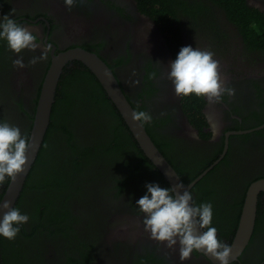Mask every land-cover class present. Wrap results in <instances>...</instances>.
Returning a JSON list of instances; mask_svg holds the SVG:
<instances>
[{"label":"flooded vegetation","instance_id":"1","mask_svg":"<svg viewBox=\"0 0 264 264\" xmlns=\"http://www.w3.org/2000/svg\"><path fill=\"white\" fill-rule=\"evenodd\" d=\"M141 1L75 0L68 8L63 0H0V17L8 15L17 23L31 27L40 44L48 47L47 59L35 65L29 64V61L33 56H39L40 50L23 51L21 55L25 67L18 69L12 63L17 57L8 50L5 42L0 41V88L6 87V96L13 109V114H8V104L0 100V121L18 126L29 140L37 100L43 78L51 66L52 54L74 49L95 54L112 71L134 110L151 114L152 123L145 124L144 129L183 183H193L190 191L195 203L210 202L213 205L212 226L217 229L218 239L230 246L237 233L250 187L264 180V0H242L246 10L257 12L262 19L249 23L259 31L257 38L251 37L252 43L244 36L240 26L246 17L243 16V20L237 18L236 11L224 8V1H161L167 13L164 23L149 15V5L157 3V0H145L146 8ZM241 13L246 15L243 10ZM262 37L259 44L257 39ZM184 46L211 51L213 58L219 62V74L225 87L234 89V95L224 94L220 102L212 104L201 97L198 107L193 101L200 97H177L168 80V64ZM74 64L81 65L87 75L96 80L78 61L68 63L64 69L72 68ZM62 74L51 113L58 96L63 99L61 109L68 108L65 95L77 88L72 84L84 88L80 83L82 77H76L77 74L82 75L81 72L72 70L64 78ZM30 81L32 86H29ZM184 101L193 103L188 112ZM51 119L50 115L49 125ZM209 119L219 126L215 138ZM80 126L83 134H78L79 138L84 136L87 141L90 134ZM193 131L199 136L198 140L192 139ZM158 135L188 146L189 160L175 161L170 158L166 144L159 141ZM64 144L63 138H53L48 150L51 154L56 150L64 151ZM159 175L163 180L161 186L169 188L163 176ZM10 181L0 185V201ZM86 191L92 197V191ZM25 194L23 186L13 207L22 214H29V224L22 226H29L26 231H30L33 240L42 241L43 264H181L176 249L156 244L144 231L142 215L135 206L136 200L144 194H137L129 201L126 197L120 200L111 197L113 208L102 210L105 218L100 226L102 238L92 242L90 236L84 239L83 236L75 237L73 243L70 242L71 246L66 248L67 243L55 245V232L65 230L68 237L71 232L73 234L66 228H71L74 215L60 202H46L45 195L35 197L36 200H33L34 196H29V201L24 202ZM131 201H134V207ZM61 215H64L65 221ZM55 217L62 220L60 224L52 221ZM122 226L141 228L142 234L136 239L132 232L115 236ZM18 239L29 242L21 231L12 241L0 237V264H11L8 255L14 253H5V247L12 243L16 245ZM184 264L218 263L194 251L192 258ZM229 264H264V191L257 196L253 232L248 244Z\"/></svg>","mask_w":264,"mask_h":264},{"label":"trees","instance_id":"2","mask_svg":"<svg viewBox=\"0 0 264 264\" xmlns=\"http://www.w3.org/2000/svg\"><path fill=\"white\" fill-rule=\"evenodd\" d=\"M161 1L164 2V0H157V3L149 5L151 6L149 15L153 16L156 21L164 23L167 13L164 11V4ZM221 1L225 3L224 8L238 13L236 14L237 18L243 20V16L246 17V20L244 19L240 24L244 36L250 42L251 37L257 38L259 31L253 29L249 23L256 19L262 21L260 19L261 16L255 11L246 10L242 0ZM143 2L146 1H141L143 7L146 8L148 5L145 6ZM239 9L240 13L243 10L246 15L244 13L240 14L238 12ZM147 10L145 9V11ZM257 40L261 44L263 37ZM73 66L72 68L64 69L62 78L69 75L72 70L81 72L82 75L77 74L76 77L78 75L82 77L80 83L84 88H78L77 85L71 83L73 87L76 86L77 88L72 93L65 95V102L68 103L69 109L67 107L61 109V100L63 102V99L59 98V96L57 97L51 113L52 119L47 130L45 142L30 169L24 185L26 193L24 202H28V197L35 196L34 192L39 191L42 195H45L46 202L55 201L60 202V205L67 206V201L70 197L74 198L73 201L77 199L78 202L81 201L85 188L89 186L93 192L102 191L101 193L103 194L104 184L113 199L120 200L126 197V200L128 199L129 201V198L137 194H145V184L147 183H156L161 186V183H163L161 176L144 157L131 134L127 132L120 115L116 113L114 106L106 97L101 86L92 76L87 75L88 72L82 69L81 65L74 64ZM83 75H87V77ZM68 86L70 85L68 84ZM200 102L201 97L196 98L193 101L194 106H200ZM192 104L185 102L186 112L190 111ZM80 124L85 127V132L90 134L87 136V141L84 140V136L79 138L78 134H83L80 131ZM75 133L77 134L75 135ZM55 135L56 137H54ZM93 137L95 138L93 139ZM53 138L57 140L63 138L65 149L67 147L70 150L64 149V151L61 150L60 152L56 150L54 154H51V151L48 150V145H50ZM103 166L110 168L109 174L106 172L107 176L104 178L102 176L104 172L101 171L102 177L100 176V178L102 179L100 180L99 176H96L98 180L93 179L95 177H91V175L94 170L100 171L98 167L103 168ZM130 203L134 207V201ZM66 211L65 209L64 214L67 217L68 213ZM61 217L65 221L64 215H61ZM62 220L59 217H55V220L52 219L56 224H60ZM66 229L72 230L69 227ZM26 230H28L26 226H22L20 229L24 239L31 243L34 241V237L31 236L30 231ZM60 232V230L55 232L56 246L59 245V242V246L64 245L68 238L65 230L58 237ZM43 233L46 234L45 231ZM66 247L68 246L65 245ZM38 254L43 255L44 251Z\"/></svg>","mask_w":264,"mask_h":264},{"label":"clouds","instance_id":"3","mask_svg":"<svg viewBox=\"0 0 264 264\" xmlns=\"http://www.w3.org/2000/svg\"><path fill=\"white\" fill-rule=\"evenodd\" d=\"M71 8L75 0H63ZM0 41L5 42L17 58L13 66L25 67L21 53L25 50L36 52L29 64L35 65L48 55V47L42 46L34 34V29L17 23L10 16L0 17ZM211 51L182 47L176 58L168 64V80L177 97H203L209 104L218 103L224 94L234 95V89L225 87L219 74V62ZM135 83V82H134ZM134 122L140 126L152 123V116L146 111H134ZM213 138L219 133L218 124L209 119ZM194 140L199 136L191 133ZM28 137L22 135L18 126L0 121V185L6 180L15 181L27 166L26 155ZM175 187L163 188L156 183L145 184V194L136 200L135 206L142 215L144 231L149 238L167 249H176L181 264L192 258V253L200 252L211 257L218 264H229L231 247L219 240L217 229L212 226L213 205L210 202L196 204L192 192L177 178ZM0 237L12 241L22 225L29 221L27 214L10 207L8 201L0 202Z\"/></svg>","mask_w":264,"mask_h":264},{"label":"water","instance_id":"4","mask_svg":"<svg viewBox=\"0 0 264 264\" xmlns=\"http://www.w3.org/2000/svg\"><path fill=\"white\" fill-rule=\"evenodd\" d=\"M72 61L80 62L94 75L106 93V96L123 119L144 157L163 176L169 187H175L178 182L177 178H179V182L183 183L174 168L169 164L164 155L149 137L144 127L140 126V122L132 121L131 114L135 110L126 99L112 71L95 54L82 49H74L60 52L57 55L52 54L51 66L43 78L40 95L37 100L34 123L30 132L29 145L26 152L28 157L27 166L25 167L23 173L18 174L14 182L10 181L7 191L0 202L8 201L10 203V207L14 206L16 203V200L18 199L27 180L30 169L40 152L46 130L49 126L51 107L54 102L59 78L67 64ZM32 85L33 83L30 81L29 86ZM183 184L189 190L193 186V183ZM260 191H264V180L255 182L249 189L248 196L242 210V216L237 233L230 245L231 254L229 262L235 260L244 251L252 235L257 208V196ZM0 215H2V213H0ZM130 232L134 233L132 234L134 239L142 234L141 228L122 226L115 236H125L126 233ZM147 236H149L148 233ZM143 239L148 240L146 237ZM155 243L158 244L157 242ZM198 253L204 255L203 253ZM206 257L212 262L218 263L212 260L211 257Z\"/></svg>","mask_w":264,"mask_h":264},{"label":"rangeland","instance_id":"5","mask_svg":"<svg viewBox=\"0 0 264 264\" xmlns=\"http://www.w3.org/2000/svg\"><path fill=\"white\" fill-rule=\"evenodd\" d=\"M0 100L2 103L8 104V114H13V109L7 99L6 96V87L0 88ZM158 139L160 142L166 144V151L170 158L174 159L175 161H187L189 160L190 151L189 147H184L181 143L176 142L172 138L164 137L158 135ZM100 171L94 170L91 177H95L93 179L98 178L96 176H101V171L104 172L102 175L104 178L107 176L106 172L109 174L110 168L108 166L98 167ZM101 176V177H102ZM103 178V179H104ZM102 178H100L101 180ZM108 179V178H107ZM92 191L91 187L85 188L81 201H73L74 198L70 197L67 201V207L69 213H72L75 217L74 222L71 226L73 234L71 232L70 236L67 238L66 243L67 246H71L70 242L73 243L75 237L83 236H90V240L95 242L102 238V227H100L105 218H103L102 212L103 208H107L111 210L114 206L112 202L111 193L107 191L105 184H104V193L102 194L101 191L98 193L92 191V197H89V193L86 191ZM35 196L32 197L33 200H36L35 197L42 196L39 191H35ZM96 198V199H94ZM73 201V202H72ZM106 210V209H105ZM29 223H26L28 225ZM25 225V226H26ZM29 227V226H28ZM27 226L26 228L29 229ZM14 245L13 243L9 246L5 247L6 252H12L14 255H8L9 262L11 264H43V255H34L36 253H40L43 251L44 246L42 245L41 240H34L31 243L24 242L23 240L18 239Z\"/></svg>","mask_w":264,"mask_h":264}]
</instances>
